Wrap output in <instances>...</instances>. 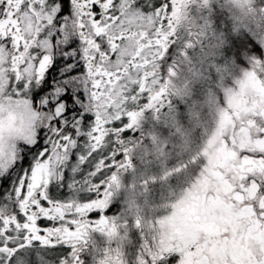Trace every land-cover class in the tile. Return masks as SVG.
<instances>
[{"label": "snow or ice", "instance_id": "snow-or-ice-1", "mask_svg": "<svg viewBox=\"0 0 264 264\" xmlns=\"http://www.w3.org/2000/svg\"><path fill=\"white\" fill-rule=\"evenodd\" d=\"M0 264H264V0H0Z\"/></svg>", "mask_w": 264, "mask_h": 264}]
</instances>
